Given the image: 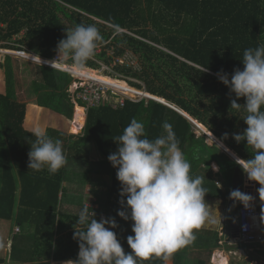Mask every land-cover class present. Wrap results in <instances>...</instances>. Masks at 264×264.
<instances>
[{
  "label": "trees",
  "instance_id": "trees-1",
  "mask_svg": "<svg viewBox=\"0 0 264 264\" xmlns=\"http://www.w3.org/2000/svg\"><path fill=\"white\" fill-rule=\"evenodd\" d=\"M77 24L95 25L102 36L79 77L88 78L91 70L104 65L111 70L102 76L105 84L127 96L144 91L153 99L126 100L117 109L93 106L87 108L86 119L85 104L78 100L73 125L79 127L85 120L79 135L47 129L49 137L62 142L67 164L54 175L47 167L36 172L28 169L35 136L25 130L26 104L17 94L14 58L0 56V221L19 227L11 237L9 258H0V264H63L76 259L79 248L73 234L80 228L76 222L84 199L75 192L86 184L93 187L94 218H114L119 226L112 230L125 252H131L126 238L134 235L133 222L117 215L125 210L119 203L121 185L107 157L117 150L116 138L132 119L143 123L150 140L165 135V122L171 124L191 164L190 176L205 177L203 187L223 200L228 194L211 179V164L230 177L241 167L215 143L207 145L205 135L196 137L195 126L175 109L234 157L253 155L246 141L233 139L247 127V113L243 107H230L235 94L217 73L222 70L231 79L234 69L243 70L244 50L264 45V0H0V49L26 52L36 45L37 57L52 60L58 41ZM125 53L136 58L139 70L116 62ZM34 67L30 91L36 105L72 120L74 103L68 90L73 77L40 64ZM203 67L208 71L201 72ZM237 103L243 105L244 98ZM92 146L100 158L96 161H90ZM138 264H164V259L152 256L138 259ZM174 264L191 263L177 254Z\"/></svg>",
  "mask_w": 264,
  "mask_h": 264
},
{
  "label": "clouds",
  "instance_id": "clouds-1",
  "mask_svg": "<svg viewBox=\"0 0 264 264\" xmlns=\"http://www.w3.org/2000/svg\"><path fill=\"white\" fill-rule=\"evenodd\" d=\"M100 41L102 36L95 25L77 24L66 31L65 39L58 41L56 58L45 63H50L52 68H61L65 64L84 68L94 57ZM6 51H9L7 55L19 53ZM30 55L31 60L38 58L40 62L41 58ZM242 63L243 70L234 69L231 79L222 70L217 77L235 94L236 99L231 101L230 107L236 110L243 107L247 113L243 119L247 127L242 133L233 134V139L237 143L246 141L253 155L249 159L236 157L235 163L249 181L260 185L261 199L264 197V45L245 49ZM204 71L208 69L203 67L201 72ZM241 97L245 100L243 105L237 103ZM84 115L86 119V112ZM191 123L200 127L194 121ZM163 128L165 135L150 140L143 123L132 119L116 138L117 150L107 157L117 168L116 178L121 185L119 203L125 210H118L117 215L133 222L131 231L134 235L126 238L131 252H125L112 230L119 226L116 220L101 217L97 221L95 212L86 202L77 216L76 225L80 228H75L73 234L79 248L77 258L63 264H138V259L148 260L152 256L168 259L195 240L194 230L209 220L216 223L204 200L209 193L203 187L205 177L190 176L191 164L179 147L171 124L165 122ZM32 135L35 140L28 152V169L39 172L47 167L49 174H56L67 164L62 142L53 140L46 128L40 126L33 129ZM203 135L210 138L207 132ZM227 136L225 133L224 138ZM213 171H219L218 167L213 165ZM123 197H127L126 201ZM229 198L245 207L252 200L239 189L232 190Z\"/></svg>",
  "mask_w": 264,
  "mask_h": 264
},
{
  "label": "crops",
  "instance_id": "crops-1",
  "mask_svg": "<svg viewBox=\"0 0 264 264\" xmlns=\"http://www.w3.org/2000/svg\"><path fill=\"white\" fill-rule=\"evenodd\" d=\"M82 69L84 70V68ZM2 76L3 71L0 70V89H2L4 85L2 81L3 78H1ZM25 104V130H27L28 132H32L35 127L40 125L35 113L37 114V109L40 110L41 107L34 105L35 108L33 109L32 102H26ZM30 108H32L33 111H31ZM41 110L45 111L48 109L43 108ZM30 111L34 115L35 119L31 118ZM48 111L50 113V116L46 114L48 119L53 120L56 123V120L54 118H51L52 114L55 116L56 114L50 112V110ZM58 117L65 119L61 115H58ZM73 124L74 122L72 123V127L78 133L83 124L81 125L80 123L79 127H75ZM206 140H208V137L206 138ZM207 145L210 144L207 143ZM216 145L222 150L223 153L227 155V157L231 161L235 162L236 157H234V155L229 150H227L225 147L220 146V144L218 143H216ZM249 158H251V156ZM213 165L217 166L215 163H213L211 164V169L213 168ZM201 166L202 168H204V165ZM218 169L219 171L212 170L213 174L211 176V179L214 180L217 187H219L220 185V191H222L224 194H228V199L223 200L219 198V196L212 192V190L208 191L209 193L205 195L206 198L204 199L205 203L208 205L210 217L214 218L216 220V223H211V221L209 220L200 229L194 230L195 240L192 241L189 245L175 252L170 258L164 259V264H174L175 256L177 254H182L183 256H185V260L190 262L191 264H218L217 261H221L224 259L226 264H264V243L255 245V247H248L240 244L237 240V214L242 203H240L239 201H233L229 198L230 192L236 189H239L240 191L245 193L248 192L247 194L250 193L252 202L255 203L256 208L260 213V220L263 226L262 231L264 232V197H261V199L259 197L258 189L260 185L255 181H249L247 175L243 172L242 187L240 189L238 182L233 180L234 172L230 177V174H228V172L226 175H223L220 172L219 167ZM236 170L238 169H235V171ZM217 183L219 185H217ZM230 219L232 221L229 224L228 222ZM215 257L216 262L214 261Z\"/></svg>",
  "mask_w": 264,
  "mask_h": 264
},
{
  "label": "rangeland",
  "instance_id": "rangeland-1",
  "mask_svg": "<svg viewBox=\"0 0 264 264\" xmlns=\"http://www.w3.org/2000/svg\"><path fill=\"white\" fill-rule=\"evenodd\" d=\"M22 36V34H21ZM35 51H36V45H34L33 49L31 51H29L28 53L35 55ZM111 52H107L108 56H111ZM2 54H0L1 56ZM11 56L13 59V64L15 65V67L17 68V75H16V81H17V94L19 97V101L20 102H29V103H33L32 104V108L34 109V105H36L35 103V96L33 95L32 91H30V87L31 84L33 82L34 79H36V76L33 74L34 70H35V63L33 61H30L27 57L23 56H18L15 54L9 55ZM118 60V59H117ZM118 64H122L125 66H129V67H133L135 70H139L140 66L136 60V58L130 54V53H125L124 56L122 58H120L118 61H116ZM114 64L112 63V66ZM106 67V66H105ZM74 68V67H73ZM82 69V68H81ZM110 68L105 69L104 67H102L99 70H91L92 74H88V78L89 79H93L96 81L101 82L102 85H104L103 83H108L105 82V80L103 79L102 76H106L105 71L109 70ZM1 70V69H0ZM83 70V69H82ZM2 71V70H1ZM108 72H111V70H109ZM2 74V72H1ZM84 74V73H83ZM86 74V73H85ZM79 76V74H78ZM3 78V76L1 77ZM85 79L82 80H77L78 82H81L83 85L86 81H89V79L87 80V77H82ZM114 79V78H112ZM3 81V79H2ZM131 81H136L134 79H132ZM127 85H129L127 83ZM110 86V85H109ZM74 87V85H71V88ZM112 87V86H111ZM70 88V89H71ZM114 88V87H113ZM114 92H116L117 94H119L118 98H121L122 96H126L125 94H122L120 91H118L117 89H114ZM131 99H136L137 96H128ZM75 98H77L75 96ZM75 98H72L71 100L73 101ZM37 106V105H36ZM39 107V106H38ZM77 107V105L74 103V110ZM30 108L31 111H33V109ZM43 109V108H41ZM38 110L37 109V114L35 113V115L37 116L39 123H40V127H44L47 129H53V130H57L58 132H61L65 135H79L80 131L77 133L76 130L72 127V123L74 122V117H75V111H74V115L72 120H67V119H62L60 117H58V115L52 111V113L56 114L55 115H51V118H54L56 120V123L53 120H49L47 115L50 116V113L48 110ZM30 111V116L32 119H35L34 115L32 114V112ZM55 116V117H52ZM85 121V120H84ZM61 123V124H60ZM84 125V123H83ZM76 133V134H75ZM194 133L196 135V137H201L204 133H206V131H204L202 128L200 127H194ZM208 144L212 145V140L208 138V140H205ZM100 159L98 154L96 153L95 148L92 146L91 147V152H90V161H96ZM235 172V171H234ZM93 187L90 184H86L84 186V188L78 192H75L76 190H74L75 194H83V199H84V205L87 202L91 208L96 209L97 205H95L94 203V197L91 194L90 190ZM75 209L77 210V208L75 207ZM78 211V210H77ZM232 220H229V224ZM14 223L12 222H5V221H0V258H9V253L11 250V237L15 234V228L17 227L16 225L13 226Z\"/></svg>",
  "mask_w": 264,
  "mask_h": 264
},
{
  "label": "built area",
  "instance_id": "built-area-1",
  "mask_svg": "<svg viewBox=\"0 0 264 264\" xmlns=\"http://www.w3.org/2000/svg\"><path fill=\"white\" fill-rule=\"evenodd\" d=\"M0 54L7 55L9 54V51L0 49ZM15 55L18 56H25L29 55V60L33 61L34 63L41 64L43 66L51 67L50 63H45V61H52L56 58V55L52 60H31V55L27 52H19L15 53ZM118 61V60H117ZM69 67H72L68 64H65L61 68L53 67L52 69L65 72L70 74L73 77V84L74 87L71 88V85L69 87V94L72 98H75L72 102L77 104L78 100H81L85 107H83L84 112H86L87 108L93 107V106H100L102 104L111 106L112 109L121 108L124 106L125 101L131 100V101H140V100H147V99H153L148 94H146L144 91H138L135 92V96H137L136 99H131L127 95L119 97V94L114 92L113 87L109 86L108 84L103 83L102 85L100 82L89 79V81H86L83 85H81V82H78L77 80H82L85 78L79 77L76 75L72 70L69 69ZM104 67L107 69L108 67H105L104 65H101V68ZM108 71V70H106ZM71 88V89H70ZM205 134V133H204ZM263 226L260 220V213L256 208V205L254 202H249V205L245 207L243 204L238 210L237 214V240L240 244L248 246V247H255V245H260L264 243V232L262 231ZM19 232V227L17 226L15 228V234Z\"/></svg>",
  "mask_w": 264,
  "mask_h": 264
},
{
  "label": "water",
  "instance_id": "water-1",
  "mask_svg": "<svg viewBox=\"0 0 264 264\" xmlns=\"http://www.w3.org/2000/svg\"><path fill=\"white\" fill-rule=\"evenodd\" d=\"M179 114H181L182 116H184L186 119H188L190 122H192V120L187 116V115H185L183 112H181V111H179V110H176ZM239 173V174H238ZM242 179H243V171L242 170H240V169H238V170H236L235 172H234V175H233V180L234 181H237L238 182V185H239V187H240V189H241V187H242ZM242 192V191H241ZM243 193H245V192H243ZM248 193V192H247ZM246 193V194H247ZM249 195H250V193H249ZM251 196V195H250ZM250 202H252V200L250 201Z\"/></svg>",
  "mask_w": 264,
  "mask_h": 264
},
{
  "label": "bare ground",
  "instance_id": "bare-ground-1",
  "mask_svg": "<svg viewBox=\"0 0 264 264\" xmlns=\"http://www.w3.org/2000/svg\"><path fill=\"white\" fill-rule=\"evenodd\" d=\"M35 60H38V59H35ZM69 69L70 70H72L76 75H78V72L79 71H82V69L80 68V69H77V68H73V67H69ZM86 79H89V78H86ZM99 82V81H98ZM101 83V82H100ZM129 90H131V89H129ZM136 92V91H135ZM83 112H84V109H83ZM85 122V121H84ZM220 260H221V258H220ZM215 262H216V257H215V260H214ZM218 262V264H226L225 263V259L224 260H221V261H217Z\"/></svg>",
  "mask_w": 264,
  "mask_h": 264
}]
</instances>
